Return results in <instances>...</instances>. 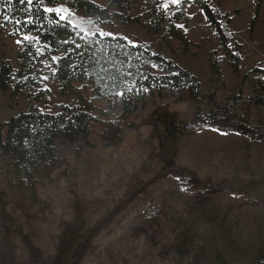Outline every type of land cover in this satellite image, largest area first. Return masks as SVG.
Instances as JSON below:
<instances>
[{"label": "rangeland", "instance_id": "obj_1", "mask_svg": "<svg viewBox=\"0 0 264 264\" xmlns=\"http://www.w3.org/2000/svg\"><path fill=\"white\" fill-rule=\"evenodd\" d=\"M92 1L112 15L103 33L172 59L196 75L201 95L186 89L151 94L122 123V141L106 140L112 134L96 123L91 145L58 138L64 164L43 171L34 190L9 185L10 165L0 155V264H253L264 252V105L248 97L251 79L264 74L244 76L264 68V5L253 24V0H208L225 25L227 47L241 57L235 72L194 0L161 1L167 18L180 10L189 17L190 26L174 22L187 45L168 31L167 19L153 30L141 5L126 12L111 0ZM50 8L82 18L64 2ZM25 37L0 26V63H16ZM45 85L50 100L36 103L42 111L75 101L59 94L54 78ZM76 86L94 99L90 88ZM233 93L243 96L227 119L192 124L197 115L220 113L212 99L224 105ZM94 102L109 108L106 100ZM30 104L0 90V123ZM239 122L253 133L237 131Z\"/></svg>", "mask_w": 264, "mask_h": 264}, {"label": "trees", "instance_id": "obj_2", "mask_svg": "<svg viewBox=\"0 0 264 264\" xmlns=\"http://www.w3.org/2000/svg\"><path fill=\"white\" fill-rule=\"evenodd\" d=\"M111 1L126 12L141 5L145 16L154 21L152 29L155 31L167 19L168 31L184 45L188 44L187 37L174 27L175 21L190 26L184 10L167 18L162 0ZM194 1L219 36L221 48L230 57L234 71H239L241 57L227 47L225 25L217 18L208 0ZM222 1L219 0V3ZM253 1L257 8L252 19L254 24L264 0ZM62 2L82 18L76 19L69 14L62 17L50 8ZM110 17L112 15L107 7H101L92 0H31V3L28 0H0V26L12 34L29 36L18 50L14 65L7 59L0 63V90L9 92L11 97H24L31 103L27 110L0 123V155L10 165L9 185L34 190L43 171L46 173L64 164L55 141L61 138L91 145L89 139L95 123L104 134H112V138L105 135L106 140L122 141V123L133 116L138 107L144 105L155 92L186 89L191 95H201L196 75L172 59L123 36L103 33L102 26L109 23ZM223 17L229 22L232 19L228 14ZM135 20L136 16L131 17L129 22ZM146 27L151 28L150 25ZM213 65L214 71L219 73V66ZM261 73L264 74V68L255 66L244 79ZM50 77L57 81L61 96L70 94L75 98L73 103L60 104L58 110L51 113L42 111L36 104L49 102L50 91L45 83ZM76 84L90 88L95 94L94 99L87 98ZM250 86L249 101L263 106L264 79L254 76ZM242 96L233 93L224 105L213 98L212 103L220 108V113L214 111L207 116L197 115L192 124L203 121L210 124L227 119L228 116L224 115L238 105ZM95 99L106 100L109 108L101 109L95 104ZM118 105L121 112L116 115L114 110ZM169 123L170 119L165 117V130L169 129H166ZM236 126L237 131L244 134L253 133L252 128L242 122ZM253 264H264V252Z\"/></svg>", "mask_w": 264, "mask_h": 264}, {"label": "snow or ice", "instance_id": "obj_3", "mask_svg": "<svg viewBox=\"0 0 264 264\" xmlns=\"http://www.w3.org/2000/svg\"><path fill=\"white\" fill-rule=\"evenodd\" d=\"M171 2L175 4V3H179L180 0H171ZM28 3H31V0H28ZM164 7H167V4H165ZM47 11H52V10L51 9H48ZM56 11H59V9H57ZM5 19H8V18L5 17ZM25 39H27V37H25Z\"/></svg>", "mask_w": 264, "mask_h": 264}]
</instances>
